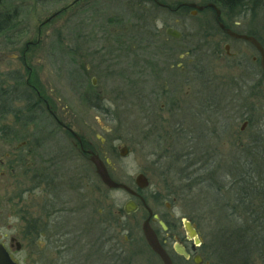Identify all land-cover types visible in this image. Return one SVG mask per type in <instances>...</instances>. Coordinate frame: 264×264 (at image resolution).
I'll list each match as a JSON object with an SVG mask.
<instances>
[{"label": "rangeland", "instance_id": "1", "mask_svg": "<svg viewBox=\"0 0 264 264\" xmlns=\"http://www.w3.org/2000/svg\"><path fill=\"white\" fill-rule=\"evenodd\" d=\"M156 1L168 8L153 0H0V13L16 15L0 36V240L9 247L11 237L21 243L12 248L20 264L73 263L94 253L95 239L109 235L98 214L108 206L125 251L116 264L126 257L131 264H160L144 244L131 245L143 237L142 212L119 220L130 195L107 192L88 158L57 164L51 172L65 175L47 186L48 159L73 141L54 117L93 144L116 181L133 186L144 173L148 204L182 235L180 220L190 219L211 263L228 264L222 243L229 222L219 218V208L228 215L231 173L252 169L264 146V74L253 61L259 54L251 43L221 32L210 9L188 5L201 2ZM217 19L232 31L264 38V0H249ZM169 27L181 37L168 35ZM25 93L43 100L39 113L27 109ZM250 118L254 126L241 131ZM120 147L127 148L126 157ZM238 160L243 169L233 171L230 164ZM77 172L78 188L62 185ZM95 189L99 200L91 205ZM156 189L169 208L151 197ZM49 210L56 212L47 227ZM129 223L136 229L125 228Z\"/></svg>", "mask_w": 264, "mask_h": 264}, {"label": "flooded vegetation", "instance_id": "2", "mask_svg": "<svg viewBox=\"0 0 264 264\" xmlns=\"http://www.w3.org/2000/svg\"><path fill=\"white\" fill-rule=\"evenodd\" d=\"M156 4L168 8V6L164 5V4H160L159 2H157L156 0H153ZM185 5V4H184ZM214 22H216L219 30L221 32H223L224 34H226L228 37H230L227 34V29L229 28V26H227L225 23H223L220 19H217V17L215 16ZM223 23L224 24V28L220 27V24ZM231 39H234L232 37H230ZM227 45V44H225ZM229 45V44H228ZM230 46V45H229ZM231 54V53H230ZM228 54V55H230ZM258 58H253V61L256 62ZM29 82V79L27 80V83ZM50 111V110H49ZM54 119L58 122V124L60 125V127L65 130L68 134V136L73 138L72 141V146L69 148V150H65V151H61L59 150L57 153H55V155L53 154L49 159H48V164L50 168H45V171H49L48 174L49 176H45L46 177V184L47 186L53 188V185H55V181L59 179H63L62 177H64L65 173L63 172V174H59L58 172L56 173H52L51 171L56 169L57 164L59 163H65L67 162V160L69 158L74 159L79 156L80 158H88L89 161L94 165L95 168V172L98 176V178L101 180L99 174L97 173V168L95 163L92 160V156L93 155H98L100 157V155L98 154V152L96 151L95 147L93 146V144L89 141H87L84 136H80L79 134H77L72 127L68 126L67 124L61 122L59 119H57L56 117H54ZM245 121H247L249 123V120L246 119ZM118 149H122L121 147ZM121 153V151H120ZM31 155L34 154L35 155V147L33 148V150L30 153ZM127 156V155H126ZM124 156V157H126ZM101 158V157H100ZM79 159V158H78ZM102 159V158H101ZM88 161V162H89ZM103 163L105 164L107 171L111 177V174L109 172V169L107 167V162H105L102 159ZM33 171V177L36 175V169L35 167L32 168ZM142 173V172H141ZM138 173L137 175L141 174ZM93 174V173H92ZM144 174V173H142ZM79 175V176H78ZM136 175V176H137ZM145 175V174H144ZM80 176L81 174H79L77 172V175H75L74 178H72V180H70L68 183L66 182L65 184L63 182L62 185H70L71 187L74 188H78L79 185V180H80ZM136 176L134 178V185L130 186L128 185L132 191L134 192V194L127 192L126 190L123 189H113V188H109L106 184L103 183V181L101 180V182L103 183V185L107 188V192L110 191H118V190H122L127 192L130 197L129 199L126 201V203L124 204V207L122 208V211H120L119 216V220L123 221L124 219H127L129 217H132L134 215H136L139 212H142L143 217H144V222L145 221H149V226L150 228L155 232L159 243L161 244V246L164 248V250L167 252V254L170 256L172 263L173 264H212L211 263V259L210 256H208V254H206L209 251V248L206 247L205 242L203 237L201 236L196 224H194L190 219L188 218H184L181 219L180 222L185 230V233L182 235L176 224H173L174 222L165 220L163 215L159 214L158 212H156L149 204V198L147 195H145V193L147 192L148 188H150V181H149V185L147 188L142 189L140 187H138V185L136 184ZM112 178V177H111ZM115 180V179H114ZM119 182V181H118ZM123 183V182H122ZM98 189H95L94 192L97 193L95 194V198L91 197V205L97 203V199L99 200V196H98ZM51 191V189H50ZM54 192V190H53ZM151 197H154L155 202L156 203H162L164 202L166 199L163 198V194L162 192L160 193V191L153 190L150 192ZM105 198V201L107 200L108 203H110V200L108 199V195H103ZM77 197V199H76ZM74 200V198H73ZM78 201L77 203H79V197L78 195H75V202ZM132 201L135 205V209H130V211H127L125 209L126 204L128 202ZM168 200H166L164 202L165 206L167 208H169V202H167ZM93 203V204H92ZM51 205V203H49V206ZM48 206V205H47ZM81 207V206H80ZM132 208V206H131ZM155 208V207H154ZM54 212L56 211H47L45 217L47 218V220L45 221L47 225V227L51 226L52 224H54L53 221V217H54ZM75 213V212H73ZM101 216V224L105 225L104 228L106 227L105 230H107V232H109V235L107 237L103 236V237H98L95 239V241H97V247L95 249L94 253H88V254H84V257L82 254H80L81 259L79 262H73V263H69V261H67L64 258H60L59 260L56 261H50L46 264H116V259H119V256L123 255V253L125 252L121 247H120V243L116 242V238H115V233H114V219H115V214L111 211L110 206H108L107 211L105 212L104 209H99V213ZM161 221L165 224V228L161 225ZM173 221V220H172ZM185 221H189L191 223L192 226H194L195 231L198 234V241L195 238H190L186 232L185 229ZM143 222V224H144ZM143 224H142V233H143ZM101 227L98 225H96L95 227ZM131 227L132 229L135 228L136 229V224L135 223H129L125 226V228H129ZM127 231V230H126ZM128 232V231H127ZM14 237L10 238V247L4 242L0 240V244L4 245L7 249V251L9 252V255L11 257V259L16 263V264H20V261L18 259V257L16 256V254L12 251V248L16 245V241H12L11 239ZM80 239V241L82 242L84 240V238L82 236L77 237ZM16 239V238H15ZM62 239V238H61ZM125 241H128V237L125 236ZM144 244L153 254L154 256L158 259V261L160 262V264H163L162 259L160 258V256L154 252V250L151 248V246L148 244L144 233H143V237L138 239L137 242L132 243L131 245L136 249L138 248V244ZM100 245V246H99ZM176 245H180L182 246L185 251L187 252L188 256H186L185 254H180L179 252H177L176 250ZM137 246V247H136ZM16 249H17V245H16ZM141 249V248H140ZM19 250V249H17ZM205 250V251H204ZM123 253H122V252ZM129 251L130 248H129ZM118 252V253H117ZM56 258H57V254H55ZM126 257V254H125ZM59 258V255H58ZM125 264H131L128 260V258H123L122 260ZM121 261V262H122Z\"/></svg>", "mask_w": 264, "mask_h": 264}, {"label": "trees", "instance_id": "3", "mask_svg": "<svg viewBox=\"0 0 264 264\" xmlns=\"http://www.w3.org/2000/svg\"><path fill=\"white\" fill-rule=\"evenodd\" d=\"M197 1L204 6L213 3L225 14L241 11L249 2V0ZM206 9H210L216 16L214 9L210 7H206ZM15 20L16 15L14 14L12 15L9 12L0 13V36L12 28ZM226 25L228 26V24ZM245 34L255 37L264 47V38L262 36L254 32ZM35 96L37 98L32 99L29 94L25 93L22 96V101L26 103L25 106L29 111L35 109V111L37 110L36 113H39V110L42 109L43 100L38 98V95ZM39 117L36 114L34 120L37 121ZM248 120L250 125L254 126V119L250 118ZM256 154L257 158L255 162H252L254 167L249 170L250 172H244L240 176L231 173L233 179L230 181L229 191H231V195L229 196V201H232L233 205L225 206V208L227 207L226 211H230L228 215L226 213V215L222 214L225 211L222 210L221 206L219 208L221 209L218 212L220 213L219 218L229 222L223 230L227 241L222 243L223 253L226 254L228 264H264V146H260ZM203 161L206 162L207 160L200 159L198 163ZM240 163L241 161L239 160L234 161L230 164L231 169L237 172L241 171L243 168H241ZM256 165H259L258 168L255 167ZM200 170L207 171L205 164L203 167L201 166ZM220 170L218 168V171L212 173V175L214 174L212 179L220 180ZM207 175H211V173ZM199 179V182L203 183L205 187L207 180L204 179L203 174ZM214 180L211 182L213 183ZM219 199V197H216L215 200ZM239 220H241L240 223L238 222Z\"/></svg>", "mask_w": 264, "mask_h": 264}, {"label": "water", "instance_id": "4", "mask_svg": "<svg viewBox=\"0 0 264 264\" xmlns=\"http://www.w3.org/2000/svg\"><path fill=\"white\" fill-rule=\"evenodd\" d=\"M188 5H189V7H193V8H196L198 10H204L206 7H210L216 11L217 18H219L221 16V10L213 3H209L206 6L198 5L196 3H191ZM55 15H53L50 18V20ZM220 27L224 28V24L221 23ZM226 31L230 37H232L234 39L247 41V42L251 43L257 49V51L259 53V63H260L261 69L264 73V47L262 46V44L253 36H250L247 34L237 33L235 31H232L229 28ZM166 32L168 35H170L174 38H180L181 37L180 32H178L177 30H174L170 27L166 29ZM229 48H230V46L228 44L225 45V50H226L227 54H230ZM247 124H248V122L245 121L244 126H242V128H241V131L244 130V128ZM127 151H128L127 148L123 147L121 149V155L126 156ZM92 160L95 163L96 168H97V173L99 174V176H100V178L104 184H106L109 188L123 189L129 193L134 194V192L132 191V189L128 185H126L125 183H122V182H118V181H116L110 177L105 164L103 163L102 159L98 155H93ZM136 184L138 185V187L145 189L148 187L149 181H148L147 177L141 173V174L136 176ZM131 206H132V208H131ZM125 209L127 211H130V209H135L134 203L132 201L128 202L126 204ZM161 225L165 228V224L162 221H161ZM185 226H186L185 229H186L188 236L190 238H195L198 241V234L195 231L194 226H192L189 221H185ZM143 233H144V236H145L148 244L151 246V248L154 250V252H156L160 256V258L162 259L163 264H173L170 256L167 254V252L164 250V248L159 243V240H158L155 232L150 228L148 220L145 221L143 224ZM11 240L16 241L17 249H21V243L19 241H17L15 238H12ZM176 250L180 254H185L186 256H188L187 252L185 251V249L182 246L176 245ZM0 264H16L11 259L9 252L7 251L6 247L2 244H0Z\"/></svg>", "mask_w": 264, "mask_h": 264}]
</instances>
